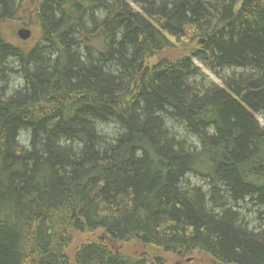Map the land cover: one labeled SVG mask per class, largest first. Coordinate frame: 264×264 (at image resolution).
<instances>
[{"label":"trees","instance_id":"16d2710c","mask_svg":"<svg viewBox=\"0 0 264 264\" xmlns=\"http://www.w3.org/2000/svg\"><path fill=\"white\" fill-rule=\"evenodd\" d=\"M26 5L31 51L3 32ZM259 117L264 0H0V264H264Z\"/></svg>","mask_w":264,"mask_h":264},{"label":"rangeland","instance_id":"374dc122","mask_svg":"<svg viewBox=\"0 0 264 264\" xmlns=\"http://www.w3.org/2000/svg\"><path fill=\"white\" fill-rule=\"evenodd\" d=\"M22 28H27L31 30L32 32V36L27 42L22 41L18 37V32ZM3 32L11 43H13L16 46L21 47L25 51H31L34 47L39 45L41 43V30L39 28V25L36 21V17L34 15V6L26 5L24 9L20 13L17 14L16 17H14L11 20H8L5 26L3 27ZM185 53H186V49L180 47L179 45L175 43L171 49L166 50L159 58L153 59L152 61L149 62V64L150 66H152L162 60H167V61L176 60L177 58L183 56ZM199 66L202 68L204 74L207 76V79L204 81V83L207 86L211 84H216L218 86L223 87V83L221 82L222 81L221 77L230 76L231 74L230 72H228L229 70H223L220 73L221 77H218L214 73L202 67V65L199 64ZM11 81L13 82L12 89H17L18 87L22 86V81L18 79L17 76H12ZM260 121L262 125L264 126V120L260 118ZM110 129H113V128H110ZM28 141H29L28 133L27 132L22 133L21 142L27 145ZM193 182L201 183L200 180L198 181V179H194ZM100 236H101V233H98L96 235V237H100ZM93 238L94 237H91V236L78 235L76 237V243L82 244ZM114 247L120 253L133 255L135 257L147 256L149 253L146 248H143L140 243H136V242H133L130 244L115 243ZM71 251H74V249H72ZM73 254L74 252L72 253L71 256H73ZM148 257L150 258L149 255ZM155 260H153L154 261L153 264L154 263L155 264H216L215 261L212 260V258H210L208 255L201 253V252L193 253L191 256H188L185 258H179L174 254L166 255V254H163V252H160L158 253V259H155Z\"/></svg>","mask_w":264,"mask_h":264},{"label":"water","instance_id":"95a60500","mask_svg":"<svg viewBox=\"0 0 264 264\" xmlns=\"http://www.w3.org/2000/svg\"><path fill=\"white\" fill-rule=\"evenodd\" d=\"M31 36L32 32L27 28H22L18 32V37L24 42H27L31 38Z\"/></svg>","mask_w":264,"mask_h":264}]
</instances>
